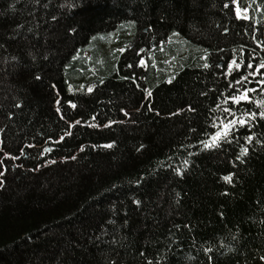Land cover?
<instances>
[{"label":"trees","instance_id":"obj_1","mask_svg":"<svg viewBox=\"0 0 264 264\" xmlns=\"http://www.w3.org/2000/svg\"><path fill=\"white\" fill-rule=\"evenodd\" d=\"M0 264H264V0H0Z\"/></svg>","mask_w":264,"mask_h":264},{"label":"snow or ice","instance_id":"obj_2","mask_svg":"<svg viewBox=\"0 0 264 264\" xmlns=\"http://www.w3.org/2000/svg\"><path fill=\"white\" fill-rule=\"evenodd\" d=\"M241 98H244V97H241ZM241 122H243V121H241ZM214 142H215V141H213V143H214ZM209 146H210V145H208V144L205 145V147H209ZM244 151L246 152L247 149H245ZM225 179L230 180V177H226Z\"/></svg>","mask_w":264,"mask_h":264}]
</instances>
